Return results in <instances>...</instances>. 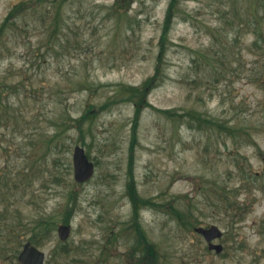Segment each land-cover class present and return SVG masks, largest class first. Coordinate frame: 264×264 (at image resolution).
Masks as SVG:
<instances>
[{
    "label": "rangeland",
    "instance_id": "1",
    "mask_svg": "<svg viewBox=\"0 0 264 264\" xmlns=\"http://www.w3.org/2000/svg\"><path fill=\"white\" fill-rule=\"evenodd\" d=\"M27 1L38 2L0 0V26ZM114 2L66 0L55 21L46 1L0 35V208L18 236L0 235V264H18L15 251L40 220L51 230L36 244L45 264H136L130 167L155 264H264V42L254 45L264 0H177L162 81L135 135L128 89L155 73L170 0H134L121 13ZM77 146L95 164L84 184L73 177ZM211 190L233 196L241 213L217 212ZM211 225L223 232L214 242L222 254L195 231Z\"/></svg>",
    "mask_w": 264,
    "mask_h": 264
},
{
    "label": "trees",
    "instance_id": "2",
    "mask_svg": "<svg viewBox=\"0 0 264 264\" xmlns=\"http://www.w3.org/2000/svg\"><path fill=\"white\" fill-rule=\"evenodd\" d=\"M46 1L48 3H50V1H51V4L54 5V7H55V16L54 17H55V21H56L57 17L59 16V12L61 10V7L66 2V0H38L37 3H33L31 1L21 2L17 5H15L9 11L7 16L5 17L3 23L0 26V35L5 32V30L9 27V24L13 22L14 18H17V16H19V15L20 16H23L26 14L29 15L32 11H35L38 6L41 7V4L45 3ZM133 1L134 0H115L114 8H115V10L119 11L120 13L122 11L126 12L127 9L132 5ZM38 4H40V5H38ZM176 5H177V0H170L168 9L166 11V16H165V20L163 23V27H162V34H161L160 41H159L160 48H159V54H158V62H157V67L155 69L154 75L152 77H150L149 79H147L141 87H139V88L131 87L128 89L129 96L127 99L131 100L135 104V114H134V118H133V135H135V132L138 128L139 118H140V115H141L143 109L146 107H151V105L148 103V95L162 81V79H161V64H162V62L161 61H162V57H163L165 50H166L165 48H166L167 36H168V33L170 32V29H171V26L173 23V19L175 17ZM44 10H43V12H44ZM43 12L41 14H43ZM32 14H34V13H32ZM46 16H44V15L42 16V19H44L43 23H46V21L49 18ZM50 24H52V22ZM260 42L261 43L264 42V35L262 33H256V39L254 41V45H257ZM135 98H137V101H135ZM157 111L164 113V114H167V115L171 114L169 111H166V110L165 111L157 110ZM86 119H87V117L85 114L78 121V125L83 124L86 121ZM201 121L204 123H207L206 120H201ZM77 128L80 129L79 126H77ZM53 142H54V140L51 139L50 144H53ZM132 162H133V160H132V153H131V161H130L131 165H132ZM130 177H131V182L128 184L127 194H128V196L132 202L134 212H135V215L133 218L134 225H131L130 228H132V226H133L134 227L133 231L137 234V242H136V245L130 251V255L135 257V255L138 252L140 253L138 260H136V264H155L157 262V259H158V254L156 252V249H155L153 244H150L147 241L145 235L143 234L142 229L139 227V224L137 223L138 221H137L136 217H137L138 208L141 205H145L144 203H146V201L141 200L137 195L136 187L134 184V176H133V172H132V167H130ZM0 185H2V184L0 183ZM0 189H1V187H0ZM211 191L216 193V196H214L212 198H211V196H209V198L211 199L212 205H214L217 212L223 213L226 217L231 218V219H234L235 217H237L241 213L242 207H241L240 203H238L233 196L229 195V193H227V192L219 193V192H216V190H211ZM2 208H4V209L1 210V208H0V235H2L4 238L5 237L8 238V240H9V239H12V237L15 238V236H14L15 233L12 236V233L14 232L15 226L8 224L5 221L7 208H6V206H4ZM72 210L73 209L68 208L67 211H65L64 214H65L66 221H64V223H69L70 217L73 214ZM172 211L174 212V214H175L178 222L181 224V226H183L184 228H192V229L195 227V223L192 222L189 219V217H186L182 213L177 212L175 210H172ZM37 227L38 228L43 227V228H41V230H39L38 232H35V234H34V235H36L35 238H39V239H36V241L40 240L41 236H45L48 233H50V231H51L49 228L50 224H48V222H46V223L41 222L37 225ZM259 234L262 237H264V220L259 225ZM2 246H3V243H2ZM134 257H133V259H134ZM151 259H153V261Z\"/></svg>",
    "mask_w": 264,
    "mask_h": 264
},
{
    "label": "water",
    "instance_id": "3",
    "mask_svg": "<svg viewBox=\"0 0 264 264\" xmlns=\"http://www.w3.org/2000/svg\"><path fill=\"white\" fill-rule=\"evenodd\" d=\"M73 168H74V179L77 183H84L90 180L94 173V165L89 162L84 150L81 147H76L73 152ZM69 227L60 226L58 229L59 237L61 240H66L69 235ZM201 234L205 241L208 243V249L215 251L217 254H220L223 250L222 245H215L211 242L213 240L219 239L222 237V232L215 226L210 228H198L196 230ZM19 263L21 264H43L44 254L34 247L25 245L23 252L18 258Z\"/></svg>",
    "mask_w": 264,
    "mask_h": 264
},
{
    "label": "flooded vegetation",
    "instance_id": "4",
    "mask_svg": "<svg viewBox=\"0 0 264 264\" xmlns=\"http://www.w3.org/2000/svg\"><path fill=\"white\" fill-rule=\"evenodd\" d=\"M40 221L43 222V220H40ZM41 222H39V223H41ZM39 223L33 224L34 225V230L32 229L31 230V233L32 232H34V233H32V235L30 236L31 239L29 241H26V242L21 243V244L18 245V248L15 251L16 261H17L18 264H20L19 261H18V258L21 255V253L23 252L25 245L29 244V246H32V247H34V248H36V249H38V250L41 251V249H39L38 246L36 245V244H38L37 241H36V239H39V238H35L36 235H34L35 232H38L39 231L38 229H40V228L37 227V224H39ZM59 226H61V225H59ZM59 226H58V228H59ZM31 227L33 228V226H31ZM58 228H57V230H58ZM49 234L50 233H48L47 235H45V237L44 236H41L40 238H43L44 237V240H45L46 236H49ZM14 236H15V238L17 237L16 239L13 238L14 241L15 240L18 241V236L16 235V233L14 234ZM38 242H40V240H38ZM19 247L21 248L20 250H18Z\"/></svg>",
    "mask_w": 264,
    "mask_h": 264
}]
</instances>
